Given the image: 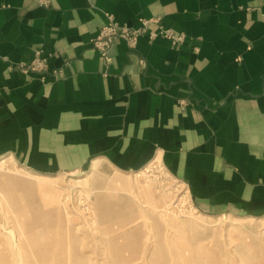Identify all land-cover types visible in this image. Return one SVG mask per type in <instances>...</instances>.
<instances>
[{
    "label": "crops",
    "instance_id": "0c3cea01",
    "mask_svg": "<svg viewBox=\"0 0 264 264\" xmlns=\"http://www.w3.org/2000/svg\"><path fill=\"white\" fill-rule=\"evenodd\" d=\"M113 17L183 33L93 46ZM37 50L45 73L19 64ZM32 173L162 161L205 216L264 217V0H0V160Z\"/></svg>",
    "mask_w": 264,
    "mask_h": 264
},
{
    "label": "rangeland",
    "instance_id": "374dc122",
    "mask_svg": "<svg viewBox=\"0 0 264 264\" xmlns=\"http://www.w3.org/2000/svg\"><path fill=\"white\" fill-rule=\"evenodd\" d=\"M0 160V264H264V217H208L162 161L43 181Z\"/></svg>",
    "mask_w": 264,
    "mask_h": 264
},
{
    "label": "built area",
    "instance_id": "2783aa9c",
    "mask_svg": "<svg viewBox=\"0 0 264 264\" xmlns=\"http://www.w3.org/2000/svg\"><path fill=\"white\" fill-rule=\"evenodd\" d=\"M151 20H144L140 28H131L127 25L119 24L113 17H109V22L104 25L98 32L97 36L93 39L94 48L99 51L106 65L112 63L111 50L113 46L120 40H125L130 47L137 46L140 36L149 32L150 37L154 38L158 35H162L167 39H170L174 45H179L185 39L183 33L175 32L172 29H166L159 27L157 31H149L151 28ZM23 72H38L45 73L49 70L48 58L43 56L41 50H37L34 54V58L29 63L19 64L17 66Z\"/></svg>",
    "mask_w": 264,
    "mask_h": 264
},
{
    "label": "bare ground",
    "instance_id": "6f19581e",
    "mask_svg": "<svg viewBox=\"0 0 264 264\" xmlns=\"http://www.w3.org/2000/svg\"><path fill=\"white\" fill-rule=\"evenodd\" d=\"M9 160V159H8ZM43 181H49L52 180V177H40Z\"/></svg>",
    "mask_w": 264,
    "mask_h": 264
}]
</instances>
